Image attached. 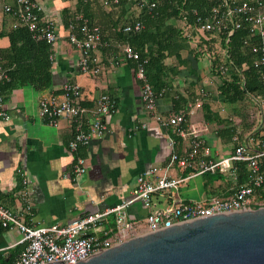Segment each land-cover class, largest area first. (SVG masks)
Returning a JSON list of instances; mask_svg holds the SVG:
<instances>
[{
	"label": "crops",
	"instance_id": "1",
	"mask_svg": "<svg viewBox=\"0 0 264 264\" xmlns=\"http://www.w3.org/2000/svg\"><path fill=\"white\" fill-rule=\"evenodd\" d=\"M33 1L41 6L42 15L55 23L58 37L49 55L53 83L45 90L30 84L2 88L10 114L8 121H0V203L3 206L18 211L24 203L22 193L27 192L33 213L29 222L65 224L85 213L130 199L137 175L152 165L161 167L159 173L186 177L175 191L184 199L226 197L239 184L247 183L248 175L238 182V161H230L225 172L198 173L187 169L182 172L175 166H167L168 138L175 140V149L179 152L186 148L187 141L170 128L157 126L144 111L134 63L114 46L121 39L116 30L118 24L140 14L142 17L140 8H146L145 5L140 6L138 0H124L115 5L107 0ZM3 2L11 4L13 0ZM75 11L99 24L103 39L109 44L93 51L101 65L96 79L79 71V52L68 39V16ZM172 22L178 24L177 19ZM15 26L13 16L3 11L0 3V55L5 67H8L10 45L7 32ZM167 42L169 49L163 59L167 69L166 86L157 93L158 113L167 116L183 112L185 125L194 122L206 126L204 140L208 154L201 157L204 160L229 157L238 144L246 145L252 152L264 151V89L240 94L224 83L230 82L232 76L228 69L221 73L215 67L216 56L226 62L225 49L218 39L208 43V51L200 47L205 53L194 49L195 42L174 37L167 38ZM227 67L231 68L232 64ZM246 67L245 62L241 63L238 74ZM65 82L81 86L86 105L101 92L116 100V110L105 134L79 148L78 154L87 160V172L76 179L72 173L73 156L67 150L72 137L71 123L64 118L49 123L38 112L40 98L60 94ZM233 94L239 97L232 99ZM141 123H146V128L139 127ZM215 173L220 177L214 176ZM26 177L30 179L28 185L23 184ZM152 201L158 207H165L170 196L155 194ZM127 211L132 219H140L147 212L139 200L132 201ZM19 238L15 228H0V261L9 264L16 257L22 248Z\"/></svg>",
	"mask_w": 264,
	"mask_h": 264
},
{
	"label": "built area",
	"instance_id": "2",
	"mask_svg": "<svg viewBox=\"0 0 264 264\" xmlns=\"http://www.w3.org/2000/svg\"><path fill=\"white\" fill-rule=\"evenodd\" d=\"M106 1V0H105ZM118 4L119 0H107ZM140 6L151 10L155 1L138 0ZM4 12L11 14L15 25H25L32 36L46 40L51 47L57 41L55 23L41 13V6L33 0H13V3L0 1ZM191 23L184 19V35L196 44L200 36L208 39L207 33L226 32L230 34L239 28L242 21L250 26V35L257 38L252 51L258 54L254 65L261 70L260 78L264 84V0H222L218 6H212L206 15L192 12ZM143 28L140 21L125 24L124 32L139 31ZM195 31L194 35L192 32ZM68 39L79 52L77 65L79 71L90 79L100 76L101 65L93 56V51L100 46H107L101 37L99 25L91 23L80 12H73L68 22ZM79 34V36H78ZM195 44V45H196ZM119 52L134 63L135 78L138 81L139 99L144 111L157 126L170 128L187 142L186 148L179 152L175 149V140L168 138L170 153L167 166H175L180 171L225 172L230 167V161L245 162L248 170V183L239 185L232 194L226 197L212 196L207 200H191L180 197L175 191L186 177H173L159 173L160 166L152 165L136 177L132 197L119 203L104 207L94 212H88L65 224L38 225L29 222L32 204L27 192L24 203L18 211L0 203V227L8 230L15 228L20 233L19 243L22 248L9 264H44L48 261L62 260L64 264H74L84 258L114 246L124 240L146 232L155 231L173 224L199 217L202 215L246 210L254 207V192L264 185V174L261 172L258 159L262 152H252L246 145L235 146L231 156L219 160H204L201 157L208 154L205 146L204 133L206 126L190 122L185 125V113H174L163 116L157 111V98L147 80L145 64L139 53L128 43L116 41L114 45ZM221 73L227 71L225 64L218 67ZM9 73L2 64L0 55V86L9 81ZM84 93L81 86L75 82H65L60 94L43 95L39 100V116L43 120L54 123L59 118L69 120L72 126V137L67 144V150L72 154L73 179L87 172V160L77 152L94 138H101L108 127V122L116 110V100L109 94L101 92L91 99L90 105L84 103ZM6 101L0 89V121H8ZM146 128V123L138 125ZM191 175V174H190ZM29 178L23 179L28 185ZM155 194L169 195L170 202L165 207L153 203ZM139 200L146 209V214L140 219H132L127 207Z\"/></svg>",
	"mask_w": 264,
	"mask_h": 264
},
{
	"label": "trees",
	"instance_id": "3",
	"mask_svg": "<svg viewBox=\"0 0 264 264\" xmlns=\"http://www.w3.org/2000/svg\"><path fill=\"white\" fill-rule=\"evenodd\" d=\"M122 1L124 0H119V3ZM149 1H155V5L151 8L149 13H147V11H149L147 8H140V13H143L142 17L140 14L128 22L118 24V29L116 30L120 33L119 36L121 38L118 39V41L128 43L139 53L141 59H146L145 71L147 80L151 84L153 90L158 93L160 90L165 89L166 86L167 69L163 64V59L169 49L167 38H179L184 42L187 41L191 43L190 38L184 35L183 27L185 21L183 18H186L187 21L191 23L193 20V11L204 16L210 11L212 6H218L222 0ZM235 1L238 2L239 0ZM144 14L150 19L149 21H146L147 18ZM71 16L72 13L68 16V22ZM84 16L87 17L86 15ZM87 18L91 23L97 24L92 22L89 17ZM169 19H171V21L167 23ZM173 19H177L178 24L175 25L172 22ZM134 21H140L144 25L143 28L139 31L130 32H124L122 30L125 24H130ZM249 29L250 26L245 21H242L240 27L234 29L230 34L226 32L217 34L207 33L209 35L208 39L200 36V41L194 47L196 51L205 53L206 51L200 49V47H205L208 51V43L218 39L225 49L226 62H222V60L216 56L217 60L215 67L219 72L218 67L221 63L226 66L232 64L231 68L227 67L231 73L232 80L230 82L224 81V83L230 85L232 91L241 92L243 94H245V92H254L264 89V84L260 78L261 70L254 65V61L257 59L258 54L252 51V47L257 43V38L250 35ZM164 31L167 33L164 34ZM102 32L101 28V37L104 38ZM192 33L194 35L196 34L195 31ZM1 34L2 33H0V35ZM7 36L10 45L9 54L7 56L9 68L6 67V69L10 79L7 83L1 85L0 89L26 84H30L39 90L49 88L53 83V73L51 71V61L49 58L51 52L50 44L44 39L34 38L25 25L11 27L9 32H7ZM103 40L106 41L105 39ZM107 46H109V44H107ZM243 62L246 63L247 67L238 74V67H240ZM10 66H13V68H10ZM238 97L239 96L233 94L232 99ZM258 163L261 172L264 174V155L259 157ZM236 169V176L239 178L238 182H240L242 176L246 177V175H248L246 163L238 161L236 163ZM214 176L220 177L219 173H215ZM253 202L254 207L264 206V185L255 190ZM0 264L7 263L1 260Z\"/></svg>",
	"mask_w": 264,
	"mask_h": 264
},
{
	"label": "water",
	"instance_id": "4",
	"mask_svg": "<svg viewBox=\"0 0 264 264\" xmlns=\"http://www.w3.org/2000/svg\"><path fill=\"white\" fill-rule=\"evenodd\" d=\"M74 264H264V206L191 218Z\"/></svg>",
	"mask_w": 264,
	"mask_h": 264
},
{
	"label": "bare ground",
	"instance_id": "5",
	"mask_svg": "<svg viewBox=\"0 0 264 264\" xmlns=\"http://www.w3.org/2000/svg\"><path fill=\"white\" fill-rule=\"evenodd\" d=\"M5 2V1H4ZM1 90H2V88H1ZM51 92V91H50ZM12 261V260H11Z\"/></svg>",
	"mask_w": 264,
	"mask_h": 264
}]
</instances>
